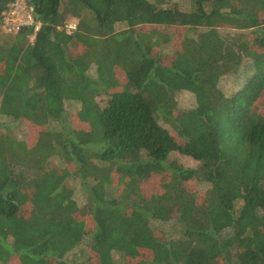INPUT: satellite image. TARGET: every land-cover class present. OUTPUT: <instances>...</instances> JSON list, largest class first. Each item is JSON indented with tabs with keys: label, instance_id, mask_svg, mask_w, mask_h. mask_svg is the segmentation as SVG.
Instances as JSON below:
<instances>
[{
	"label": "trees",
	"instance_id": "trees-1",
	"mask_svg": "<svg viewBox=\"0 0 264 264\" xmlns=\"http://www.w3.org/2000/svg\"><path fill=\"white\" fill-rule=\"evenodd\" d=\"M26 3L0 31V264H264V0Z\"/></svg>",
	"mask_w": 264,
	"mask_h": 264
},
{
	"label": "rangeland",
	"instance_id": "rangeland-1",
	"mask_svg": "<svg viewBox=\"0 0 264 264\" xmlns=\"http://www.w3.org/2000/svg\"><path fill=\"white\" fill-rule=\"evenodd\" d=\"M18 1L21 4L27 6L26 0H18ZM76 25H77V23L75 21L68 25L67 30L69 31V33H71V31L74 30V27ZM121 30H124V28L123 27H117V31H121ZM34 38L35 37L32 36L30 38V41L33 42ZM168 48L170 49V46H168ZM177 101H178L179 106L183 107V108H190V107L195 105L194 96L188 92H182V93L178 94ZM66 109H67L68 114L69 113L72 114V113H75L79 110V105L75 104V103H67ZM1 122L4 123L3 125L6 128H9L10 131L15 136H17L18 138H25V139H27L28 137L30 138V135L32 136L36 132L35 127H33L29 124H25V123H21V122H16V123L14 122L13 123L10 121H6L5 119H1ZM173 159L179 161L180 163H182L188 167H197L198 166L197 162H195L194 160H192L188 157L180 155V154H175L173 156ZM114 182H115L114 184H117L118 178H116ZM155 186H156V184L153 185L154 188H155ZM191 187L194 189H201L203 191L206 189L205 185H203V184L199 185V183L198 184L192 183ZM77 199L79 200V202H81V204L84 202L82 196H80V195L79 196L77 195Z\"/></svg>",
	"mask_w": 264,
	"mask_h": 264
},
{
	"label": "built area",
	"instance_id": "built-area-1",
	"mask_svg": "<svg viewBox=\"0 0 264 264\" xmlns=\"http://www.w3.org/2000/svg\"><path fill=\"white\" fill-rule=\"evenodd\" d=\"M33 22L34 19L28 6L23 5L18 1L8 12L5 13L4 20L0 25V31L8 34H17L21 28L32 25ZM38 29L39 27L37 30ZM75 29L76 26L74 27V30Z\"/></svg>",
	"mask_w": 264,
	"mask_h": 264
}]
</instances>
